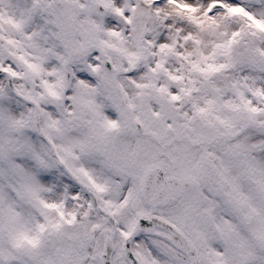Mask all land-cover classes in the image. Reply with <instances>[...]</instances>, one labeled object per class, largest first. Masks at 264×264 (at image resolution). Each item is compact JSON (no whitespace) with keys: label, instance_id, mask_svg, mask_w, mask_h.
I'll return each mask as SVG.
<instances>
[{"label":"snow or ice","instance_id":"1","mask_svg":"<svg viewBox=\"0 0 264 264\" xmlns=\"http://www.w3.org/2000/svg\"><path fill=\"white\" fill-rule=\"evenodd\" d=\"M0 264H264V0H0Z\"/></svg>","mask_w":264,"mask_h":264}]
</instances>
